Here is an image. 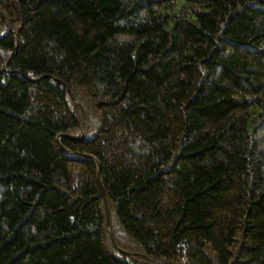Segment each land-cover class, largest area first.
I'll use <instances>...</instances> for the list:
<instances>
[{"label": "trees", "instance_id": "trees-1", "mask_svg": "<svg viewBox=\"0 0 264 264\" xmlns=\"http://www.w3.org/2000/svg\"><path fill=\"white\" fill-rule=\"evenodd\" d=\"M262 143L264 0H0V264H264Z\"/></svg>", "mask_w": 264, "mask_h": 264}, {"label": "water", "instance_id": "water-1", "mask_svg": "<svg viewBox=\"0 0 264 264\" xmlns=\"http://www.w3.org/2000/svg\"><path fill=\"white\" fill-rule=\"evenodd\" d=\"M3 19H4V17H3ZM65 87L68 89V87L66 85H65ZM68 93L73 98V94L71 93V91L69 89H68ZM97 179H98L99 185L101 187V191H102L103 202H104V211H105V227H106V229L110 233V241H111V244L114 247V249L116 251H118L119 253H121L123 255H126V256H132L133 255L132 253L125 252V251L121 250L120 248H118V246L116 245V243L114 241V238L112 236V233H111V230H110L111 224H110V220H109V211H108V208H107V205H106V194H105V191L103 189V186H102V184L100 182V172H99V169H98V172H97Z\"/></svg>", "mask_w": 264, "mask_h": 264}, {"label": "rangeland", "instance_id": "rangeland-1", "mask_svg": "<svg viewBox=\"0 0 264 264\" xmlns=\"http://www.w3.org/2000/svg\"><path fill=\"white\" fill-rule=\"evenodd\" d=\"M262 149H264V143H262Z\"/></svg>", "mask_w": 264, "mask_h": 264}]
</instances>
